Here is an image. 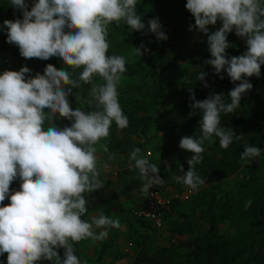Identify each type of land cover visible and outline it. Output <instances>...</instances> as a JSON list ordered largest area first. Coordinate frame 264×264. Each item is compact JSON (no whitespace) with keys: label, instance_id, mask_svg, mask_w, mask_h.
<instances>
[{"label":"clouds","instance_id":"9594fccd","mask_svg":"<svg viewBox=\"0 0 264 264\" xmlns=\"http://www.w3.org/2000/svg\"><path fill=\"white\" fill-rule=\"evenodd\" d=\"M22 10L23 18L5 20L7 42L19 47L26 59H62L67 68L58 70L48 64L44 74L31 76L27 66L19 71L5 70L0 74V256L7 253V264H38L47 260L53 264H87L75 254L74 244L91 239L107 238L109 227H120L119 219L101 212L82 219L88 212L84 193L104 187L101 179L98 148L115 159L107 143L100 141L110 135L113 123L124 129L128 117L119 102L118 85L127 71L123 55H108L109 25L125 22L133 31H144L145 23L137 14V0H38L31 10L25 0H9ZM186 9L195 18L190 30L198 29L208 36L211 59L206 63L217 75L223 71L235 85L229 92L230 102L223 93L210 94L196 100L190 89L191 105L203 113L199 136H184L179 142L182 150L193 153L187 160L189 170L175 177L196 190L205 183L196 172V165L204 160L203 144L213 136L220 147L227 149L233 141H240L232 128L221 125L222 114L233 113L241 100L253 88L250 77L261 75L264 65V0H187ZM222 22L215 32L209 26ZM149 31L158 40H167L159 18L148 21ZM235 31L246 39L247 51L228 57L232 45L228 34ZM142 56L147 49L143 43L135 47ZM71 68L73 71H69ZM81 69L78 73L75 71ZM29 74V75H26ZM201 71L197 77L205 80ZM99 77L103 83H94ZM223 79V76H220ZM239 81L237 84L236 82ZM82 84L91 85L87 97L77 94L79 103L87 104L72 109L68 97ZM208 87L207 83L204 85ZM72 121L71 126H56L57 116ZM47 125V126H46ZM141 149L130 153V161L144 181L145 195L153 186L165 180L160 168L140 155ZM261 155V148L245 144L241 160ZM103 170L110 165L104 162ZM19 179L20 190L11 191L10 184ZM6 197L10 203L4 205ZM248 201L245 207H249ZM96 229H102L99 233ZM63 248L61 258L58 249Z\"/></svg>","mask_w":264,"mask_h":264},{"label":"rangeland","instance_id":"374dc122","mask_svg":"<svg viewBox=\"0 0 264 264\" xmlns=\"http://www.w3.org/2000/svg\"><path fill=\"white\" fill-rule=\"evenodd\" d=\"M175 1V0H174ZM172 1L171 5H166L163 9L149 7L147 17L145 18L144 32L135 33L127 24L121 21L119 24L113 22L109 25L108 41L110 43L108 55L116 54L123 55L126 58V65L130 67L128 72L122 74V79L118 85V92L127 94L131 97H141V102H147L150 106L148 109L153 116L157 111L165 110L171 107L175 101V94L179 85L180 76H178L173 67H169L161 78H146L142 86L138 89L133 88L136 83H140V76L145 73L147 68H154L158 71L159 63H173L176 62L181 65L188 66L189 78L194 85L198 84L199 92L196 100L202 98L206 99L210 94L223 93L225 100L230 102L228 97L229 89H224L215 84L195 81V70L199 67L200 56L206 51V44L208 43V36L200 32L198 29L190 30V27L195 24V18L186 9L187 0H179L180 5L176 6ZM38 0H25L28 5V10L34 6ZM142 0H137L139 5ZM154 1L152 4H155ZM136 5V10H137ZM22 19L23 12L15 9L9 0H0V22L5 20ZM153 18H159L162 25V31L168 36L167 40H158L156 35L149 31L148 21ZM222 27V22L218 21L216 25L209 26V33L215 32ZM130 30L135 33V37L131 43L125 44L122 39L125 36L124 32ZM235 32V31H233ZM232 34H229V36ZM228 36V37H229ZM7 41V38H6ZM143 43L147 51L142 56L135 54V47H139ZM9 44L8 42L6 43ZM230 49H237L238 45L241 49L236 50L235 56H240L247 51L246 39L238 37L235 42L230 43ZM48 60H41L38 58L26 59L20 55V50L17 45L15 48L1 49L0 48V74L5 70L19 71L22 67L27 66L31 69V76H35L37 72L44 74V70L49 64ZM161 61V62H160ZM51 62V61H50ZM67 68L62 66V69ZM71 68H68V70ZM60 70V68L58 69ZM72 70V69H71ZM73 71V70H72ZM77 73L81 69L75 70ZM29 75V74H26ZM94 83H103V81L96 77ZM264 83V65L261 67V75L254 78L253 92L248 96V102L244 107L246 121L252 120L260 129V143L257 147L261 148V155L254 159L241 160V153L245 151V144L248 141H255L256 132L252 125L246 123L243 128L242 137L239 141L237 149L234 152L235 158L222 153L213 143V140H206L203 144L204 160L202 163L196 165V172L205 180L203 185H200L192 193L188 200H182L175 197L179 196L186 188L182 183H177L174 178L167 186L165 195L172 197V199L185 202L191 198L201 196L204 200H209L214 205V214H220L224 207L223 201L228 199H241L245 203L254 198V193L264 188V89L261 85ZM91 85L82 84L81 89H73L72 95L68 97L70 106L73 110L79 107V102L76 99L78 93L81 97L87 95L88 89ZM233 113L222 114L226 118L227 128H230L233 120ZM59 117V116H58ZM63 121V117H59ZM69 122L68 119L64 120ZM117 138L116 133L110 135L108 138L100 141L101 144L107 143L109 152L115 153L111 142ZM134 145L131 146L126 153L116 154L114 160H108V154L104 153L102 149L98 148V156L100 158L101 179L104 187L92 193H87L91 197L105 198L110 197L127 185L130 181L136 179L141 181V184L130 190L124 195L117 196L111 201L105 203L103 206L90 212L87 220L91 222V218L98 216L101 212L112 219H119L120 227L107 228L108 236L102 241H93L86 239L78 242V254L81 261H87V264H126L132 260L136 253L135 243L139 240L142 233H148V249L154 251L161 246L174 249L178 242L186 239L185 224L179 218L170 214L165 218L164 225L160 229L153 227L141 226L140 222L136 221L128 213L133 207H139L144 200L145 194L141 192V187L144 181L140 178L139 170L134 167V161H130V153L135 148H140V155L144 156L145 152H151V162L159 166L160 170L167 166V159L170 157L166 148L167 142H174L176 138L170 136L166 131H160L155 127H150L144 131L137 139L134 140ZM228 161L232 166L228 165ZM107 162L110 168L103 170V163ZM189 170V166L184 169V172ZM182 172L181 175L184 174ZM217 174H221L222 178L219 181L214 180ZM210 181V182H208ZM21 181L14 180L10 184L11 191L20 190ZM7 205L10 203V197H6L4 201ZM227 202V200H226ZM172 203V202H171ZM170 209V207H169ZM251 217V214L248 216ZM102 229H96L99 233ZM261 233L258 234L260 236ZM253 237V235L249 236ZM232 241V240H230ZM105 247L104 253L100 255V250ZM7 253L0 256V264H7ZM51 262V261H50Z\"/></svg>","mask_w":264,"mask_h":264},{"label":"trees","instance_id":"16d2710c","mask_svg":"<svg viewBox=\"0 0 264 264\" xmlns=\"http://www.w3.org/2000/svg\"><path fill=\"white\" fill-rule=\"evenodd\" d=\"M157 1L155 4H152ZM174 0H142L137 5V14L146 23L145 18L147 17L148 8L155 7L163 9L166 5H171ZM176 6L180 5L179 0H175ZM22 11V10H21ZM144 32V31H134ZM133 31L124 32L122 41L125 44H129L135 37ZM229 34H232L229 36ZM228 34L229 43L235 42L238 38L235 32ZM7 29L0 30V48H15L7 45ZM240 50L241 46L238 45L237 49L226 50L229 58L235 56L236 50ZM211 53L209 50V44H206V51L200 56L199 67L195 70L194 75L197 79L201 71L206 73L205 80L196 82L215 84L224 89L231 90L235 85L230 80L226 71L217 75L215 69L206 63L207 60L211 59ZM51 61V62H50ZM49 64L54 65L57 69H62V66L67 67L62 59L52 57ZM161 62V61H160ZM263 65H261L262 67ZM126 67L130 69L129 65ZM169 67H173L178 76H180L179 85L175 94V101L165 110L157 111L153 116L150 114L149 105L147 102L142 103L141 97L128 96L127 94L119 92V102L123 109L124 114L128 117V126L124 129H119L115 123L112 124L110 131L112 134L117 135L114 142H111V146L116 154H123L134 145V139L138 138L144 131L150 127H155L160 131H166L170 133V136H174L176 141L167 142L166 148L169 154L167 159V166L160 170L159 175L165 180V184L162 186H156L164 195L167 186L180 172L181 166L186 169L189 165L187 160L191 158L193 153L182 150L179 147V142L184 136H199L200 135V121L202 120L203 113L199 109L191 107L195 103L192 100L190 89L195 93V97L198 96L199 87L198 84L194 85L189 78L188 66L181 65L176 62L170 63H159L158 71L151 67L145 70L140 78V83H136L133 88H139L142 86L143 81L146 78H161L166 74V70ZM71 72L72 70L69 69ZM128 72V71H126ZM223 76V79L220 76ZM255 76L249 79V82L254 84ZM237 84L239 81L236 82ZM254 87V86H253ZM261 89H264V83L261 85ZM253 92V88L244 94L239 109L233 114L230 128L233 129L236 135H242L243 128L246 123L252 125L256 132L255 141L249 140L248 145L258 146L260 143V129L256 123L252 120L246 121L244 107L248 102V96ZM84 98L87 95L83 96ZM197 100H201L199 98ZM79 107L83 110L88 111L89 107L87 104L79 103ZM59 116V115H58ZM55 119L56 126L63 128L65 126H71L72 121L65 122L61 118ZM221 125L227 127L226 118L221 116ZM47 126V125H46ZM214 145L225 155L232 156L235 158L234 152L239 141H233L227 149L220 147L219 138L213 136L211 138ZM228 165L232 166V163L228 161ZM222 178L221 174H217L215 179L219 181ZM210 182V181H208ZM141 184V181L136 179L130 181L126 186L123 187L118 193L105 198L91 197L87 193H84L87 200L88 212L82 219L87 220L91 211L103 206L105 203L111 201L117 196L126 194L132 189L137 188ZM254 198L251 201L249 207H245L246 203L241 200L228 199L229 196L223 201L224 207L221 213L214 214V205L209 200H204L201 196L191 198L189 201H178L173 200L163 216V225L165 218L170 214L174 217L179 218L182 223L185 224L186 239L178 242L174 249H170L165 246H161L154 251L148 249V233H142L139 240L135 243L136 253L132 260L126 264H264V188L254 193ZM227 200V202H226ZM4 205H7L3 202ZM135 208V207H133ZM131 208V210L133 209ZM131 210L128 215L133 217L136 221L140 222L141 226H148L156 228L151 222L144 220L139 217H134L131 214ZM249 214L251 217L249 218ZM261 233L260 236L258 234ZM253 235V237H249ZM232 240V241H230ZM105 245L100 250V255L104 253ZM75 254H78V243L74 244ZM64 249H58V252L63 258ZM38 264H53V262L43 260Z\"/></svg>","mask_w":264,"mask_h":264},{"label":"built area","instance_id":"2783aa9c","mask_svg":"<svg viewBox=\"0 0 264 264\" xmlns=\"http://www.w3.org/2000/svg\"><path fill=\"white\" fill-rule=\"evenodd\" d=\"M3 22H0V30L5 29ZM14 47L15 44H10ZM144 157H147L151 162V152H145ZM192 193L190 188H186L179 196L175 194V197H179L182 200H188ZM172 197L164 195L156 186L149 189L147 195H145L143 203L139 207H135L131 210V214L134 217H139L152 223L156 228L163 226L164 213L169 209L171 205Z\"/></svg>","mask_w":264,"mask_h":264}]
</instances>
